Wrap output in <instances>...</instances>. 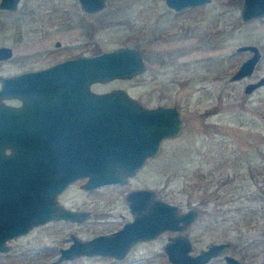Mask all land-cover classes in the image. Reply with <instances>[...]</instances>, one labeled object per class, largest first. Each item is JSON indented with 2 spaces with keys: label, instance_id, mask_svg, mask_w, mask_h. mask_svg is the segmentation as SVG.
<instances>
[{
  "label": "rangeland",
  "instance_id": "rangeland-1",
  "mask_svg": "<svg viewBox=\"0 0 264 264\" xmlns=\"http://www.w3.org/2000/svg\"><path fill=\"white\" fill-rule=\"evenodd\" d=\"M52 1L20 0L17 9H0V45L12 51L0 58V74L68 53L130 44L140 49L145 70L95 82L92 88L118 86L146 106L177 105L184 126L162 140L159 153L128 183L89 190L82 182H70L58 201L88 210V217L31 227L8 240L10 249L0 251V264H52L72 234L89 238L121 226L132 217L125 195L133 187L151 188L181 210L197 208L185 230L193 252L230 241L227 252L248 264H264V84L244 90L264 74V16L243 20V0H210L181 14L165 0H107L94 13L82 12L72 0ZM54 4L70 9L55 11ZM66 17L70 20L63 23ZM56 40L69 46L48 53ZM246 43L256 44L261 58L250 76L230 80L251 54L237 49ZM165 239L161 234L139 241L122 259L80 255L56 264H172L163 250ZM205 264L226 263L219 255Z\"/></svg>",
  "mask_w": 264,
  "mask_h": 264
},
{
  "label": "water",
  "instance_id": "water-1",
  "mask_svg": "<svg viewBox=\"0 0 264 264\" xmlns=\"http://www.w3.org/2000/svg\"><path fill=\"white\" fill-rule=\"evenodd\" d=\"M18 1L0 0V8L15 9ZM80 1L88 11L105 5V0ZM208 1L165 0L175 10ZM258 16H264V0H243L242 19ZM237 49L251 54L230 80L250 76L262 55L252 43ZM11 52L10 46L0 45V58ZM145 68L140 49L124 45L38 70L0 75V251L9 250V239L35 225L53 219L82 221L88 210L71 209L57 199L70 182L86 177L82 186L89 190L125 183L158 153L164 138L180 132L184 119L177 105L146 106L122 87L92 88L95 82L132 77ZM263 84L264 74L248 81L244 90ZM3 97H17L21 104H7ZM125 197L132 219L89 238L72 234L71 243L60 248L52 264L80 255L122 259L137 242L154 239L167 229L178 231L164 247L172 264H205L219 255L226 264H247L226 252L229 241L211 242L193 252L185 230L197 208L181 210L151 188L130 189Z\"/></svg>",
  "mask_w": 264,
  "mask_h": 264
},
{
  "label": "flooded vegetation",
  "instance_id": "flooded-vegetation-1",
  "mask_svg": "<svg viewBox=\"0 0 264 264\" xmlns=\"http://www.w3.org/2000/svg\"><path fill=\"white\" fill-rule=\"evenodd\" d=\"M50 1H52V0H50ZM62 0H53L52 2H54V3H59V2H61ZM73 1V3L75 4V6H77L78 8L77 9H79V10H81L82 12H85V13H94V12H99V11H101L102 10V8H104V7H106V5H107V0H105V5L103 6V7H101V8H99V9H97V10H94V11H88V10H86V9H84L83 7H82V2L80 1V0H72ZM19 3H20V0L18 1V5H17V7L15 8V9H17L18 8V6H19ZM207 2H205V3H202V4H197V5H193V6H187V7H185V8H183V9H180V10H175V12L177 13V14H181V13H183V12H186V11H190V10H193L194 8H196V7H199V6H202L203 4H206ZM52 7V10H55V11H61L62 13H67L68 11H69V6H67V7H62V6H58V5H56V4H54V5H52L51 6ZM0 9H4V10H14V9H7V8H0ZM70 20V18H68V17H66V18H62V22L63 23H65V22H68ZM83 44V43H82ZM85 45H87L86 43H85ZM124 45H129L130 46V44H123V45H121V46H124ZM69 45H68V43H63L62 41H60V40H56L55 41V47L54 48H52V50L50 51H48V53H53V52H55V51H57V48H65V49H67V47H68ZM100 51H102V50H100ZM100 51H97V50H95V51H93V52H90V53H87V52H84V51H78L77 53H75V54H70V53H68V54H66V55H64V56H62V57H59V58H57V59H55V60H53V61H50V62H48V63H46V64H42V65H37V66H34V67H31V68H28V69H24V70H21V71H17V72H13L12 74H15V73H18V72H22V71H25V70H38V69H42V68H45V67H48V66H50V65H52V64H54V63H56V62H59V61H62V60H65V59H68V58H70V57H74V56H77V55H81V54H93V53H97V52H100ZM0 75H3V74H0ZM6 75V74H5ZM7 75H9V74H7ZM116 87H118V86H116ZM116 87H113V88H116ZM110 89H112V88H110ZM3 100H4V102L5 103H7V104H11V105H20L21 104V100L19 99V98H17V97H3ZM162 143V142H161ZM160 151V150H159ZM6 152H10V149L9 148H7L6 149ZM159 153V152H158ZM157 153V154H158ZM156 154V155H157ZM155 155V156H156ZM150 158H152V157H148L147 159H146V161H145V163L139 168V169H137L136 170V172L133 174V175H131V176H129V178H128V181L127 182H125V183H128L129 181H130V178L132 177V176H134V175H136L140 170H142V168L147 164V162H148V160L150 159ZM85 180H86V177H80V178H78L77 180H75L73 183H75V182H82V183H84L85 182ZM82 183H80L81 184V186H82ZM72 184V183H71ZM107 184H122V183H119V182H115V183H106V184H103V185H107ZM70 186V184L66 187V189L68 188ZM100 186H102V185H100ZM100 186H98V187H100ZM98 187H95V188H93V189H91V190H94V189H96V188H98ZM133 188H140V187H133ZM133 188H130V189H133ZM66 189H65V191H66ZM129 189V190H130ZM128 190V191H129ZM127 191V192H128ZM64 192V191H63ZM62 192V193H63ZM61 193V194H62ZM60 194V195H61ZM127 194V193H126ZM126 196V195H125ZM125 199H126V197H125ZM127 202V201H126ZM129 207V206H128ZM69 208H72V207H69ZM74 209H80V208H74ZM130 211V210H129ZM131 213V212H130ZM132 214V213H131ZM132 217H133V214H132ZM132 217H131V219H132ZM61 220H64V219H61ZM127 220H130V219H127ZM127 220H124L123 222H122V224H121V226L123 225V223L125 222V221H127ZM121 226H119V227H121ZM119 227H117V228H115V229H118ZM115 229H113V230H115ZM112 231V230H111ZM109 232V231H108ZM104 233V232H103ZM162 235H165L166 234V239H165V241H164V243H163V250H164V247H165V245L167 244V242L169 241V240H171L172 238H173V236L174 235H176V234H178V231H176V230H164L162 233H161ZM160 234V235H161ZM230 242V241H229ZM193 244V243H192ZM230 247H231V242H230V244H229V246H228V248H227V250L228 249H230ZM193 248H194V245H193ZM202 248V247H201ZM201 248H199V249H201ZM227 250H226V252H227ZM194 251V250H193ZM164 253L166 254V252L164 251ZM228 253H230V252H228ZM231 254H233V253H231ZM167 255V254H166ZM234 255V254H233ZM217 257V256H216ZM216 257H214V258H216ZM237 257V256H236ZM239 258V257H238ZM213 259V258H212ZM247 263V262H246ZM248 264V263H247Z\"/></svg>",
  "mask_w": 264,
  "mask_h": 264
},
{
  "label": "bare ground",
  "instance_id": "bare-ground-1",
  "mask_svg": "<svg viewBox=\"0 0 264 264\" xmlns=\"http://www.w3.org/2000/svg\"><path fill=\"white\" fill-rule=\"evenodd\" d=\"M0 60H2V59H0Z\"/></svg>",
  "mask_w": 264,
  "mask_h": 264
}]
</instances>
